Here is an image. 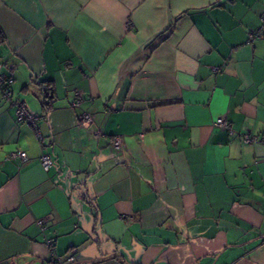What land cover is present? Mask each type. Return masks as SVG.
Listing matches in <instances>:
<instances>
[{"label": "crops", "instance_id": "obj_1", "mask_svg": "<svg viewBox=\"0 0 264 264\" xmlns=\"http://www.w3.org/2000/svg\"><path fill=\"white\" fill-rule=\"evenodd\" d=\"M262 10L0 0L13 77L11 100L0 89V264H50L47 239L75 264H264V141L241 138L264 136V33L248 36ZM14 101L41 115L44 146Z\"/></svg>", "mask_w": 264, "mask_h": 264}, {"label": "built area", "instance_id": "obj_2", "mask_svg": "<svg viewBox=\"0 0 264 264\" xmlns=\"http://www.w3.org/2000/svg\"><path fill=\"white\" fill-rule=\"evenodd\" d=\"M260 19L262 24H264V10H262L260 14ZM128 25V23H127ZM264 26V25H262ZM261 26V27H262ZM258 28L257 30H250L248 33L249 39L256 38L258 36H261L262 29ZM2 68V65L0 63V69ZM13 83V77L10 75H6L2 72H0V89L2 92V95L5 99L11 100L13 91L11 88V85ZM81 98L79 94H75V97L71 103L73 107H78L80 105ZM14 114H15V120L17 122H27L31 125L33 130L35 131L37 139L41 142V144L44 146V137L39 129L38 121L41 117V115L37 112L31 111L28 106L25 104L24 101H14ZM91 120V116L88 113H81L79 116V122L82 125H86ZM215 125L220 126L222 128H226L230 133H232V128L230 126L229 121L226 119L225 116L221 115L218 116L215 120ZM241 138L244 142H257V141H264V136H255L251 135L250 132L246 131L241 134ZM113 145L115 148H119L120 140L118 138H114ZM8 158L11 159H17L19 161H25L27 159L26 152L23 150H13L10 151L8 154ZM40 163L42 167L46 170L51 165V159L46 152H42L40 155ZM44 219L38 220V224L41 228H44ZM47 245L50 249V255H51V262L50 264H73L75 263V256L72 251H69L68 253H65L64 255H60L57 253L54 242L52 239H47Z\"/></svg>", "mask_w": 264, "mask_h": 264}, {"label": "water", "instance_id": "obj_3", "mask_svg": "<svg viewBox=\"0 0 264 264\" xmlns=\"http://www.w3.org/2000/svg\"><path fill=\"white\" fill-rule=\"evenodd\" d=\"M46 89V88H44ZM46 96H52L51 94L49 95L48 93L46 94ZM75 264V263H73ZM84 264H128L127 262L123 263L119 260H117L116 258H107V259H104V260H101V261H97V262H87V263H84Z\"/></svg>", "mask_w": 264, "mask_h": 264}, {"label": "rangeland", "instance_id": "obj_4", "mask_svg": "<svg viewBox=\"0 0 264 264\" xmlns=\"http://www.w3.org/2000/svg\"><path fill=\"white\" fill-rule=\"evenodd\" d=\"M64 255V254H63Z\"/></svg>", "mask_w": 264, "mask_h": 264}]
</instances>
